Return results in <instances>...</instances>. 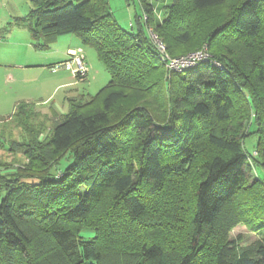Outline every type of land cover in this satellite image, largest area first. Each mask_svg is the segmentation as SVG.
Here are the masks:
<instances>
[{"label":"trees","instance_id":"trees-1","mask_svg":"<svg viewBox=\"0 0 264 264\" xmlns=\"http://www.w3.org/2000/svg\"><path fill=\"white\" fill-rule=\"evenodd\" d=\"M28 1V15L15 23L28 27L35 49L74 34L94 49L109 81L70 99L60 117L20 103L0 119L23 133L5 148L27 159L25 168L0 173V264H200L215 239L209 264H264V241L240 249L225 239L238 224L264 233V179L249 183L253 168L264 171L263 81L251 75L253 64L244 71L238 63L259 57L264 0H172L160 21L151 0H138L133 33L119 26L108 0ZM183 1L196 12L225 7L224 19L202 39L213 61L167 72L149 31L162 35L169 57L186 54L165 42L189 18ZM223 33L238 42L237 62L210 50V38ZM154 94L160 102L145 97ZM249 136L254 155L244 146ZM205 145L217 153L190 180ZM179 178L184 192L164 197L167 180Z\"/></svg>","mask_w":264,"mask_h":264},{"label":"rangeland","instance_id":"rangeland-1","mask_svg":"<svg viewBox=\"0 0 264 264\" xmlns=\"http://www.w3.org/2000/svg\"><path fill=\"white\" fill-rule=\"evenodd\" d=\"M156 2L159 1L155 0V4ZM183 2L182 4L184 5V7L189 6V4L186 1ZM108 6L112 13L113 18L116 20V22L119 24L121 28H123L125 31L129 33L135 32L137 27L135 17L136 15L140 17L142 13L141 5L138 0H108ZM30 8L31 6L28 0H0V32L5 31L6 29H8V31L10 32L13 27L12 25L16 24L14 23L16 22V20L13 17L26 16L29 13ZM185 8L187 12L184 14L182 13V16L188 14L189 18L187 20H184V23L183 22L181 23L182 27L180 28V31L173 30L171 33H168L167 36L168 41L166 40L165 42L166 43L170 42L172 47L177 51L175 52L176 54L179 55L186 53L178 57L186 56L193 53L203 52L207 57V59H205V62L213 61V57L211 53L208 51L207 46L204 45V43H202V39L207 33L212 34V32L215 30V27L220 25L219 23L224 19L222 18V16L225 7H220L214 10L209 9L204 12L203 11L196 12L188 7ZM160 19L161 18H159L158 20L160 21ZM228 30L229 29H226V31ZM149 32L151 37L153 36L159 42L158 44L161 43V45L164 46V50H165L164 53L168 55V53L166 52V46L158 38V37L162 38V35H160L158 32H154L153 30L152 31L150 30ZM182 35L187 36L188 40L186 42H181L176 39V36H182ZM25 36H26V40L20 36L19 37L20 41H17L15 38H12L11 41H8L10 43L8 45H12V46L8 47L7 50L14 52L13 47L17 48L21 44L22 46L20 47V49L24 50L26 47L25 46L26 42H30L31 44L30 36L27 37V34ZM233 37L234 34H230V33H223L216 37H214L213 35V37L210 38L211 40L210 50L215 55L232 54V57H234L233 59L236 61L237 60L236 58L239 57L240 52H239V47L235 45L238 42H236L235 39H233ZM230 38L233 39V41ZM38 43L39 45L42 44L41 41H39ZM200 43L203 44V47L197 50L200 47L199 45H201ZM257 46H258L257 53L259 57H256L255 60L249 59L250 63H246L244 62L243 59L241 60L240 58V60H238V63L241 65L240 68L244 71L246 68L248 69V67L251 64H253L254 69L255 68L260 69L259 73L257 70L254 69L253 70L248 69V70L251 71L252 76L258 75V77L262 79L263 83L260 87V93L262 92L264 97V66L261 64L262 59H264V27L260 36L258 37ZM172 47H169V49H171ZM29 49L30 48H28L27 50L28 53L26 54L27 56L26 58H31L30 60H33L31 61V64H36L35 62H38L34 60H39V62H43L42 58H40L41 56H43V54H41L43 52L41 53L36 52L32 47H31L32 51H30ZM192 50L195 51L190 52ZM43 51H46V49H44ZM83 54L84 57H86L84 62L87 65V69L89 68L90 71H88L86 80L82 82L77 81L80 82L78 86L80 90H85V93L88 92L90 95H94L108 83L109 76L106 73L103 65L99 62L96 52L94 51L93 48L89 46H84ZM0 62H2L0 63V119H3L12 114V112L14 111V106L16 105L17 102L22 101L21 100L22 98H25L27 96L30 97L32 95L38 94L37 80H40L42 74L39 72L40 70H38V68H22V69L20 68L18 69L14 67L8 68L7 65L11 66L12 63H8L6 62V60ZM19 62L22 64L24 62V59H21ZM161 63L164 65L167 72H180V71L169 70L170 68L167 67L168 65H166V62L163 59H161ZM216 66L218 65L216 64ZM160 71L162 70L159 69L156 72V74L160 75L159 74ZM6 73H11L15 81H13V79L10 77L5 79ZM154 77H156V75ZM45 79L47 78L42 77L41 81ZM145 97H147V99H149L150 102L161 101L160 96L156 94L149 96L146 95ZM128 103H129L128 101H124L116 107L115 111L118 116H120L119 114H122L128 108ZM42 121L43 118L39 117L33 124H40ZM42 124L43 126H45V128L47 129L50 128L51 119H48L47 121H45V123ZM14 126L15 125L11 124L10 122L0 124V131H2V137L4 142V147H0V173L10 172L13 169L16 170L17 168L20 169V168H25L27 166V159L22 150L9 151L6 149L8 143L10 144V141H12L11 138L20 140L21 137L23 136L21 129ZM254 142H255L254 136H249L246 138L244 144L246 151L249 153L252 152L253 155L254 152L252 150H253ZM206 146L207 145L203 147L202 152L195 159L196 162L195 161L194 162L196 163V165L194 166V168L189 170L190 175H192L190 180H194L201 173V170L199 169V164L203 160H207L212 155L217 153L214 149ZM254 177L264 179V171L261 168H256L254 171L253 168L249 183L253 181ZM183 180H184L183 178L168 179L167 184L166 186H164V190H163L164 197L166 192L167 191L170 192L172 189H177L178 192H184L183 190L184 184H181ZM84 234L86 233L84 232ZM88 234L94 236V233L92 232ZM182 237L184 236L178 237V239L180 238V240H183ZM225 239L229 242H233L237 244L240 249H244L248 247H254L258 245L260 242H263L264 233L261 234L259 231L253 230L251 226H248L246 224H238L230 232H228ZM171 240L174 241L177 239L174 237ZM218 241H219L218 239L211 240L212 245H208L205 250L200 252V260H201L200 264H209L211 252L213 249L212 246L218 243Z\"/></svg>","mask_w":264,"mask_h":264},{"label":"crops","instance_id":"crops-1","mask_svg":"<svg viewBox=\"0 0 264 264\" xmlns=\"http://www.w3.org/2000/svg\"><path fill=\"white\" fill-rule=\"evenodd\" d=\"M158 1L159 2H156L155 4V0H151V2L154 4L157 21H159L158 19L161 18L164 14V7L166 5H171L172 3V0ZM26 16H16L13 18L17 20L22 19ZM12 26V32H9L8 29L0 32V61L6 60V62L8 63H12L11 66L7 65L8 68H38V70H40L39 72L42 74L40 80H37L38 94L22 98V101L17 102L14 106V111L20 103H24L31 105L35 112L40 113L43 116L47 115L48 117H60L68 111L70 99L79 98L83 95H90L88 92L85 93V90H80L78 86L80 82H77L75 77L69 71L63 68H54L57 64L65 61L68 58V51H72L78 48H81L82 51H84V46L81 44L77 36H75L74 34H65L42 39L40 40L42 43L41 45L46 46V51H43L44 49L37 50L34 48V42L31 39L30 31L27 26L18 23ZM26 34L27 37L30 36L31 44L30 42H26V47L24 50L20 49L22 44L17 47L18 49L16 47H13L14 52L7 50L8 47L12 46L8 45L10 44L8 41H11L12 38L20 41V36L26 40ZM31 47L36 52H43L41 53L43 54V56L40 57L42 58L43 62L34 60L38 62H35L36 64H31V61L33 60H30L31 58H26L28 48H30L29 50L32 51ZM21 59H24V62L22 64L19 62ZM88 71H90L89 68ZM8 77L12 78L13 81H15L11 73H6L5 79H7ZM42 77H46L47 79L41 81ZM2 123L9 122L4 121Z\"/></svg>","mask_w":264,"mask_h":264},{"label":"built area","instance_id":"built-area-1","mask_svg":"<svg viewBox=\"0 0 264 264\" xmlns=\"http://www.w3.org/2000/svg\"><path fill=\"white\" fill-rule=\"evenodd\" d=\"M154 42L157 45V49L160 52L161 59L166 62L167 67L169 70L172 71H182L184 69L191 68L196 66L200 62H204L207 59L205 53L198 52L189 54L182 57L177 58H170L167 54H165L164 46L158 44L159 42L152 36ZM204 51V50H202ZM67 59L59 64H57L54 68L59 69L63 68L69 71L77 81H84L87 79L88 69L87 65L85 64V57L81 48L68 51ZM217 64V63H216ZM215 64V65H216ZM218 65V64H217Z\"/></svg>","mask_w":264,"mask_h":264}]
</instances>
